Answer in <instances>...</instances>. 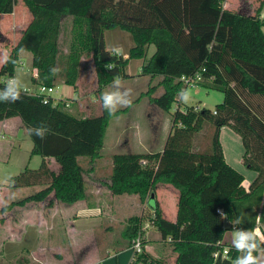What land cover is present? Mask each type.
<instances>
[{
	"label": "trees",
	"instance_id": "1",
	"mask_svg": "<svg viewBox=\"0 0 264 264\" xmlns=\"http://www.w3.org/2000/svg\"><path fill=\"white\" fill-rule=\"evenodd\" d=\"M18 1L0 0V21L3 15L14 13ZM22 2L32 20L9 51L15 63L0 68V90L14 78L21 49L32 55V66L37 70L34 84L47 87L61 81L76 89L82 58L91 56L101 95L115 78L128 76L125 70L130 60L144 59L154 46V53L142 65V74L162 78L158 85L164 89L161 94H155L156 86L153 92L144 93L156 108H172L181 90L188 88L182 78L200 76L199 86L224 94L223 103L213 112L195 107L177 109L164 147V153L177 157L176 167L162 170L161 152L115 154L109 189L114 195H136L146 203L153 201L158 184L172 185L179 191L177 220H167L156 200L151 222L161 240L177 254L174 264H234L241 253L232 246H228L229 259L214 257L226 247L223 240L227 229L257 232L259 226H264V0H259L253 13L247 11L246 1H242L240 11L226 9L225 0ZM70 24L73 38L63 52ZM115 28L133 37L134 47L127 60L107 49L105 31ZM54 67L60 69L55 75L50 72ZM127 110L109 115L102 105L98 116L74 115L63 102L54 104L51 99L44 103L43 98L23 90L17 102H0V122L18 117L27 132L29 128L46 130L43 139L29 134L34 144L32 154L43 158L40 169H26L16 179L17 187L36 186L41 190L16 204L43 202L51 196L68 205L87 199L85 170L79 159L88 157L94 165L101 157L111 119ZM204 121L215 130L206 135L208 147L200 151L195 140L202 135ZM226 125L241 137L242 162L257 176L248 188L241 180L227 189L225 196L214 197L222 169L207 176L201 165L204 158L225 165L220 131ZM49 159H54L56 169ZM228 175L236 177L233 172ZM13 206L3 207L0 213ZM141 234V219L130 218L122 232L128 240L127 248ZM145 245L143 240V252L135 254L131 264H170L164 258L154 259Z\"/></svg>",
	"mask_w": 264,
	"mask_h": 264
},
{
	"label": "rangeland",
	"instance_id": "2",
	"mask_svg": "<svg viewBox=\"0 0 264 264\" xmlns=\"http://www.w3.org/2000/svg\"><path fill=\"white\" fill-rule=\"evenodd\" d=\"M231 1L229 0L230 3ZM16 7L18 9L17 15L21 17V20L16 21V27L14 26V18L11 16L3 18L0 22L1 29L7 35L1 43L4 51L20 35L21 29L19 27L23 28L27 23L28 16L22 0L18 1ZM19 22L23 24L19 25ZM71 27L70 24L65 43L62 45L63 52L68 50V45L73 38ZM1 40H3V37H0ZM105 41L109 51L113 52L114 48L119 47L122 50L120 55L125 60L129 58L130 50L134 45L133 37L129 32L120 28L106 30ZM154 51L155 47L151 46L144 59L130 60L125 70L128 76L120 77L125 86L132 90L131 98L133 102L127 112L111 119L101 152L103 158H109L111 162L115 154L144 153L151 150L161 152L164 156L162 170H167L179 164L177 157L164 153V147L171 132L177 109L185 111L188 107H195L213 112L219 104L223 103L224 94L201 86H189L186 89L189 93L187 102H182L178 97L169 111L157 110L158 108L156 109L153 106L149 107V97L145 96L143 92H153L154 86H156V95L164 91L162 87L159 88L160 86H158L162 80L161 77L153 79L151 76L142 74L143 63L150 59ZM22 60L25 63L24 69L19 64L16 67L14 78L21 82L22 89L34 90L37 85L33 82L34 70L30 62V56H25ZM2 64L0 63V68ZM64 85L61 81L57 82L55 93L52 96L55 99L62 97L66 102H69L68 112L76 115L78 107L82 109L84 116H95L100 110L102 112L103 104L100 100L101 95L98 93L97 74L91 56L82 58L78 92H74V87L67 88ZM111 85L104 88L103 92L111 91ZM65 89L71 90L70 98H67ZM141 96L142 98H140ZM15 119H7L10 121L8 122V126H10L8 130H5L4 126L1 128L2 124H0V196L4 203L3 207L14 204L10 210L5 212L8 220H11L10 223L6 230L0 231V264H93L94 262H91V260L88 263L85 260L100 255L104 257L106 252L109 253L112 260L110 258L105 259L104 263L102 261L103 264H131L134 254L132 247L125 251H123L124 249L117 251V247L127 244L128 240L122 236V232L129 224V219L133 217L141 219L142 238L145 240L146 251L148 249L156 260L164 258L170 264L175 263L177 254L173 251V247L161 240L159 232L151 222L152 209L156 207V191L155 199L149 202V205H147V202L142 203L138 197L133 196L134 198H131L128 195L114 194L112 196L113 200H109V202L108 199H104L101 205H98L96 200L86 201L84 206L95 210L88 213L84 220L87 224L86 228L82 227L79 233H75V230L74 232L68 231L69 224L62 214L63 207L65 208L68 204L59 202L56 199H53L51 203L50 200H46V202H28L25 206L16 204L41 190L40 187L36 186L21 185L17 187L16 179L26 169L39 170L43 158L32 154L33 141L27 131L22 133V129L15 128L17 121H20V119ZM214 130V126L204 121L202 135H199L195 140V145L200 151L206 150L209 144L207 136L211 135ZM220 141L225 153V165L216 164L213 159L209 158H204L201 165L207 176L215 169H222V179L217 186L219 191L213 195L214 197L225 196V191L231 189L235 182L242 180V184L246 186L256 177V173L242 163L243 143L241 137L230 126L226 125L221 128ZM105 161L102 162L104 165H106ZM79 162L85 170L84 177L90 176L87 173L91 172L96 164L92 165L88 157H81ZM181 165L185 164L181 163ZM53 168H57L54 162ZM107 168L105 166V173L102 174L103 178L108 174ZM86 170H88L87 173ZM229 172L235 173V179L229 177ZM90 178L92 176L86 182L87 192H89V188H94L91 183L93 180H90ZM222 187L224 189H221ZM102 194L104 198L106 194L104 192ZM165 206L171 210V197L165 203ZM27 211L31 213V215L28 214L29 217L32 215L33 217H31V220L28 218L27 220L25 216L24 221L21 223L18 216L26 215V213H29ZM9 226L19 229L8 232ZM234 231L240 230L237 228L227 229L223 240L225 246L233 247ZM111 246H115V248Z\"/></svg>",
	"mask_w": 264,
	"mask_h": 264
},
{
	"label": "crops",
	"instance_id": "3",
	"mask_svg": "<svg viewBox=\"0 0 264 264\" xmlns=\"http://www.w3.org/2000/svg\"><path fill=\"white\" fill-rule=\"evenodd\" d=\"M242 1H246V5H248V8H247V11H249L250 13H253L254 12V10L257 8V6L259 5V0H232L231 1V3L229 2V0H225V3H224V7L226 8V9H230V10H234V11H240L241 10V3H242ZM23 3V2H22ZM17 7L15 6V10H14V13L13 14H6V15H3L2 17H1V21L3 20V18H6V17H8V16H11V17H13L14 18V26H15V24H16V21L17 20H21V17H18V13H17ZM25 10H26V14H27V16H28V19H27V23L25 24V26L23 27V28H21V27H19L20 29H21V31H20V35L17 37V38H15V41L13 42V43H11V45H9L8 46V48H6L5 50H6V52L9 54V51H10V49L18 42V40H19V38L21 37V35H22V32L25 30V28L28 26V24L30 23V21L32 20V16H31V14L29 13V11H28V9H26L25 8ZM245 10V9H244ZM246 11V10H245ZM29 13V14H28ZM261 18H262V20H263V22H264V7H263V10H262V13H261ZM0 21V22H1ZM13 21V20H12ZM22 25L23 23L22 22H19V25ZM16 27V26H15ZM262 30H263V33H264V26H263V28H262ZM105 36V35H104ZM0 37H3V40H1L0 41V53H1V57L4 55V53H5V51H4V47L1 45V43H2V41H4L5 40V38L7 37V35L4 33V31L1 29V27H0ZM11 40V39H10ZM106 42V41H105ZM107 46V45H106ZM133 47H134V45H133ZM107 49H108V47H107ZM25 56H30V62H31V64H32V55L30 54V53H28V52H24V51H22V52H20V61H23L24 62V60H22V58L23 57H25ZM4 64V63H3ZM2 64V65H3ZM33 70H34V73L36 74L37 73V70L36 69H34L33 68ZM34 74V75H35ZM152 78V77H151ZM158 78V77H157ZM154 79V78H153ZM65 87H67V88H69V87H72V86H67V85H64ZM78 87V86H77ZM66 90V92H67V98H70L71 97V94H70V89H65ZM73 90H74V92H78V89L76 88H73ZM143 93H146V92H143ZM141 98V97H140ZM75 100H78V99H75ZM154 107V108H156L153 104H151L150 103V101H149V107ZM126 108H128L129 109V107H126ZM126 108H124V109H126ZM124 109H119V110H124ZM157 109V108H156ZM157 110H159V109H157ZM76 113L77 114H82L83 115V111H82V109H80L79 107L77 108V110H76ZM99 113H101V110L99 111V112H97V114L95 115V116H98V115H100ZM16 118H18V117H16ZM12 119H15V118H11L10 120H12ZM18 119H20V118H18ZM18 119H15V120H18ZM8 122H10L9 120H4V121H1L0 122V124H2L1 125V128H3V126H4V129L6 130H8V129H10V126H8ZM15 128H18V129H22V133L23 132H25V131H27L26 130V128H25V126L23 125V122H22V120L20 119V121L18 120L17 121V123H16V125H15ZM224 151V150H223ZM102 153V152H101ZM144 153H156V152H154L153 150H151V151H146V152H144ZM244 154V153H243ZM224 156H225V153H224ZM101 158H102V160H101ZM101 158H99V159H97L96 160V162L94 163V164H96L95 165V167L92 169V171L90 172H88L87 173V175L89 174L90 176H86V178H85V183L87 182V180H89L88 178L89 177H91L92 176V178H90V180H93V182H91L92 184H93V189L91 188H89V192H87V195H88V197H87V199H85V200H83V201H80V202H77V203H75V204H72V205H66V207L64 208L63 207V215L66 217V220H67V222H68V224H69V228H68V231H70V232H74V230L76 231L75 233H79V232H81V228L83 227V228H86L85 226L87 225L86 224V222H84V220H85V218L87 217V215H88V213L89 212H93L95 209H89L88 207H86V206H84V204L86 203V201H90V200H96L97 201V204L98 205H101L102 204V201L104 200V199H108L107 201H109V200H113V194H112V192L110 191V189H109V184H110V176H111V173H112V169H113V164H112V162H111V159H104L103 158V153H102V155H101ZM242 159H243V155H242ZM50 161H54V159H49ZM104 160H106L105 161V163H106V165H104V163H102ZM243 163V162H242ZM109 165H110V167H109ZM105 166L106 167H108L107 168V172H108V174L107 175H105L104 177L105 178H103V176H102V174L103 173H105ZM256 173V172H255ZM256 176H257V173H256ZM256 178V177H255ZM254 178V179H255ZM254 179H253V181H254ZM252 181V182H253ZM251 182V183H252ZM251 183L250 184H248V185H243V186H245L246 188H248L250 185H251ZM100 184V185H99ZM104 185V186H103ZM155 191L157 192V202L159 203V205H160V207H161V211H162V213H163V216L167 219V220H169V221H171V222H175L176 220H177V212H178V200H179V191L176 189V188H174L172 185H170V184H158L157 185V187H156V189H155ZM102 192H104L106 195L104 196V198H103V194H102ZM112 194V195H111ZM171 195V196H170ZM128 196H130L131 198H134V197H138V196H136V195H128ZM134 196V197H133ZM52 197V198H51ZM49 199H47V200H50L49 202L51 203L52 202V200H53V196H51ZM172 198V206H171V210H169V209H167L168 207L167 206H165V203L168 201V199L169 198ZM139 198V197H138ZM43 202H46V201H43ZM110 202V201H109ZM149 202H150V200L149 201H147V205H149ZM50 203H49V205H50ZM91 204H94V203H92V202H90ZM4 206V203H3V201L1 200V198H0V210L2 209V207ZM51 207V206H50ZM167 207V208H166ZM27 212H29V213H26V215H22L21 217L20 216H18V220H20L21 221V223L24 221V217L26 216V219L28 218V219H30L31 220V217H33V215L31 216V217H29V215L28 214H30L31 215V213H30V211H27ZM40 216H41V214L40 213H38ZM27 219V220H28ZM10 221L11 220H8V217H7V215L5 214V213H0V231H4V230H6V227L8 226V224L10 223ZM19 228H16V227H14V226H9V229H8V232L9 231H15V230H18ZM22 230V229H21ZM264 232V226L263 225H261V226H259V228L257 229V233L258 232ZM21 232V231H20ZM19 232V233H20ZM127 246H128V243L126 244L125 243V245H123V246H121V247H117L118 249H117V251H120V250H122V249H124L123 251H125V250H127V249H129V248H127ZM111 247H113V248H115V246H111ZM107 250H109V249H107ZM106 250V251H107ZM116 251V252H117ZM147 251H148V249H147ZM149 253H151L150 251H148ZM151 255H153L152 253H151ZM110 258V256H109V253H107L106 252V255L103 257V256H94L92 259L90 258L89 260L87 259V260H85V262H90V260H91V262H94L93 264H103L104 263V261H105V259L107 260V259H109ZM112 258V257H111ZM110 258V259H111ZM78 260V259H77ZM76 260V261H77ZM112 260V259H111ZM74 261V260H73ZM102 261H103V263H102ZM75 262V261H74ZM25 263V262H24ZM49 264V263H48ZM117 264V263H116Z\"/></svg>",
	"mask_w": 264,
	"mask_h": 264
},
{
	"label": "clouds",
	"instance_id": "4",
	"mask_svg": "<svg viewBox=\"0 0 264 264\" xmlns=\"http://www.w3.org/2000/svg\"><path fill=\"white\" fill-rule=\"evenodd\" d=\"M23 51V49H21ZM116 55H120L122 50L119 47L113 49ZM15 63L11 60L10 55L5 51L4 55L0 57V63ZM108 68L107 65H105ZM60 71L59 68H51L50 72L55 75ZM111 91H105L101 93L100 100L102 101L103 108L109 115H115L120 108L130 107L132 105V90L125 86L122 78L117 77L113 80L111 85ZM21 82L15 78L8 80L3 90H0V102L15 103L21 99L22 91ZM182 102L189 100V93L187 90H181L178 94ZM29 134H35L39 138L43 139L46 130L41 128L28 129ZM236 223H240L239 220ZM258 233L250 230L234 231L232 245L242 255L238 256L234 264H264V238H261L258 242ZM254 253H256L254 255Z\"/></svg>",
	"mask_w": 264,
	"mask_h": 264
},
{
	"label": "built area",
	"instance_id": "5",
	"mask_svg": "<svg viewBox=\"0 0 264 264\" xmlns=\"http://www.w3.org/2000/svg\"><path fill=\"white\" fill-rule=\"evenodd\" d=\"M19 64L21 65V68L24 69L25 63L23 61H21ZM34 76H37V73ZM182 81L188 87L189 86H199L198 83L201 81V78H200V76H197L193 79L192 78H182ZM23 91L25 93L30 94V95L43 98L44 103H49L51 101V99L54 101V104H57L59 102H63V103L66 102L64 100V98H62V97H60L58 99L53 98L52 94L55 93V87H47L45 85H37V88L34 90L26 88V89H23ZM65 105L67 108L70 107L69 102H66ZM0 198H1V196H0ZM258 234H259L258 235L259 239L264 238V232L259 231ZM142 237L143 236L141 234L138 237H136L132 242V249L134 250L132 260L134 259L135 254H140L143 252V247H142L143 238ZM230 252H231V249L228 246H226V247H224L222 253L217 252L214 254V257H215V259H218L221 257L222 260L227 259V258L229 259L230 258Z\"/></svg>",
	"mask_w": 264,
	"mask_h": 264
},
{
	"label": "water",
	"instance_id": "6",
	"mask_svg": "<svg viewBox=\"0 0 264 264\" xmlns=\"http://www.w3.org/2000/svg\"><path fill=\"white\" fill-rule=\"evenodd\" d=\"M154 199H155V193L152 194V200H154Z\"/></svg>",
	"mask_w": 264,
	"mask_h": 264
}]
</instances>
